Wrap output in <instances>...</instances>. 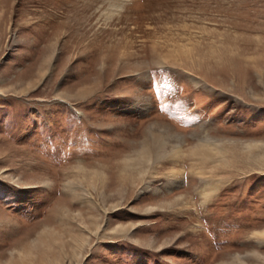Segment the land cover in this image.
Masks as SVG:
<instances>
[{
    "label": "rangeland",
    "instance_id": "374dc122",
    "mask_svg": "<svg viewBox=\"0 0 264 264\" xmlns=\"http://www.w3.org/2000/svg\"><path fill=\"white\" fill-rule=\"evenodd\" d=\"M0 264H264V0H0Z\"/></svg>",
    "mask_w": 264,
    "mask_h": 264
},
{
    "label": "bare ground",
    "instance_id": "6f19581e",
    "mask_svg": "<svg viewBox=\"0 0 264 264\" xmlns=\"http://www.w3.org/2000/svg\"><path fill=\"white\" fill-rule=\"evenodd\" d=\"M224 60H225V58H224ZM217 61V60H216ZM127 165V166H126ZM133 166H134V164L133 165H131V167H130V165H128V164H122V172H123V170H124V173H125V175L124 176H128L127 178L129 179V180H125V178L126 177H121V174L119 173V171H118V173H117V177H118V184L120 183V184H122V183H128V184H131V186H134L135 185V180H134V177L132 176V174H131V172H137L136 171V169H134L133 168ZM176 173V172H175ZM174 175V174H173ZM119 184V185H120ZM263 235V234H262Z\"/></svg>",
    "mask_w": 264,
    "mask_h": 264
}]
</instances>
